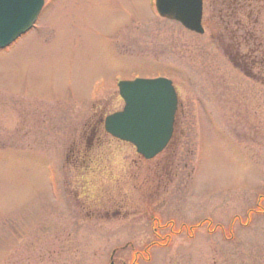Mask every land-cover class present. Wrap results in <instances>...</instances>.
<instances>
[{"label": "rangeland", "instance_id": "rangeland-1", "mask_svg": "<svg viewBox=\"0 0 264 264\" xmlns=\"http://www.w3.org/2000/svg\"><path fill=\"white\" fill-rule=\"evenodd\" d=\"M44 1L0 50V264H131L122 248L143 252L168 221L200 225L135 264H264L262 84L228 64L216 32L159 18L153 0ZM251 7L244 27L264 41V0ZM157 77L182 107L154 176L98 130L122 109L118 82Z\"/></svg>", "mask_w": 264, "mask_h": 264}, {"label": "water", "instance_id": "water-1", "mask_svg": "<svg viewBox=\"0 0 264 264\" xmlns=\"http://www.w3.org/2000/svg\"><path fill=\"white\" fill-rule=\"evenodd\" d=\"M43 0H0V50L31 30ZM157 15L201 35L202 0H154ZM120 112L107 116L103 130L111 138L131 145L137 155L151 160L161 153L172 136L177 96L164 78L120 82Z\"/></svg>", "mask_w": 264, "mask_h": 264}, {"label": "flooded vegetation", "instance_id": "flooded-vegetation-1", "mask_svg": "<svg viewBox=\"0 0 264 264\" xmlns=\"http://www.w3.org/2000/svg\"><path fill=\"white\" fill-rule=\"evenodd\" d=\"M244 1L246 2L244 3L245 9H242L241 13L243 14V16H246L245 11L247 8H249V4L251 0H244ZM235 3L236 5H238L237 0H202L204 17H205V13L208 14V18L206 17L203 18V23L209 31L211 30L217 31L218 34L217 37L221 42L220 44V49H222L221 53L227 59L229 65L233 69L237 70L238 74L244 77L246 81L255 84L256 81L258 80L264 81V77L262 76L264 75V58L261 56L257 57L255 50V48H257L258 46H261V48H263L264 41L258 42L257 40H255V33L253 32V30L244 26L242 27V31H239V34H237L238 37L241 38L243 37V38L236 40L231 39V37L228 35L227 32H233V30H235V27L232 26L234 25L236 15L235 18H233L234 20L231 19L232 18L231 15H233V10H235L236 8ZM43 9H44V5L41 10V13ZM247 15L251 16L250 10H248ZM216 16H218V18H216ZM215 27L217 28L215 29ZM245 29H247L248 31ZM213 38L214 36L210 34V39ZM262 54H264V51H262ZM257 61L259 63V66H257L256 64ZM256 68L259 69V73L256 72ZM259 74L260 76H258ZM261 84L264 85V82H262ZM180 124H181V119H180ZM176 135H177V129L173 137V140L170 143L169 148L163 153V155L166 154L165 155L166 158L171 157L174 154L173 152L170 153L169 150L176 144V138H177ZM13 140H14V136L11 139V142H13ZM70 148L71 149L69 150L70 152L68 151L69 152L68 155L71 156H69V158L75 159L81 156V149L79 145H77L75 142L71 143ZM10 151H19V150H16V146H14V148L10 149ZM155 175L156 172L154 176ZM155 236L157 238H160L157 234H155Z\"/></svg>", "mask_w": 264, "mask_h": 264}, {"label": "trees", "instance_id": "trees-1", "mask_svg": "<svg viewBox=\"0 0 264 264\" xmlns=\"http://www.w3.org/2000/svg\"><path fill=\"white\" fill-rule=\"evenodd\" d=\"M238 1V5H236V3H235V5H236V8H235V10H233V15H231L232 16V20H234L233 18H235V15H236V18H235V22H234V27H235V30H233V32H227L228 33V35L231 37V39L232 40H236V39H242L241 37H238L237 36V34H239V31H242V27L243 26H245L246 24L243 22V20H245L247 23H251V25H255L256 23H257V21H256V19L255 18H253V15H254V9L251 7V6H253V4H256V3H260V2H262L263 0H251V2L252 3H250L249 4V8H247L246 9V11H245V15L246 16H243V15H241L240 16V18L238 19V15H240V13L242 12V9H245V7H244V3H246L244 0L242 1V0H237ZM242 5H243V8H242ZM248 10H250L251 11V16H248L247 14H248ZM216 18H218V16H216ZM217 27H215V29H216ZM216 31V30H215ZM217 32V31H216ZM255 40H257L258 42H263L262 40H259V39H257V36L255 37ZM263 44V43H262ZM255 50H256V55H257V57H259V55L261 56V57H263V54H262V48H261V46H258L257 48H255ZM227 56V55H226ZM264 58V57H263ZM256 64H257V66H259V63H258V61L256 62ZM259 81V80H258ZM99 133V135H101V136H104V134L102 133V132H98ZM140 163H141V165H143V166H147L148 164H145V163H143V161H140ZM159 222L158 223H156V226H158L159 227ZM172 225V223H170V226ZM172 227V226H171ZM181 227H183V226H181ZM193 229V228H192ZM192 229H190V230H192ZM170 234L171 233H169L168 235L170 236ZM163 241H161L163 244H165L166 243V240H167V238L166 237H163Z\"/></svg>", "mask_w": 264, "mask_h": 264}]
</instances>
